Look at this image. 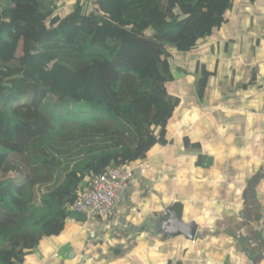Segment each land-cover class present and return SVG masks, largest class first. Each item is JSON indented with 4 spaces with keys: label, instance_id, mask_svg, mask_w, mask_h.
Wrapping results in <instances>:
<instances>
[{
    "label": "trees",
    "instance_id": "1",
    "mask_svg": "<svg viewBox=\"0 0 264 264\" xmlns=\"http://www.w3.org/2000/svg\"><path fill=\"white\" fill-rule=\"evenodd\" d=\"M83 1L60 16L66 0H0V264L59 237L93 178L167 142L170 53L236 2Z\"/></svg>",
    "mask_w": 264,
    "mask_h": 264
},
{
    "label": "crops",
    "instance_id": "2",
    "mask_svg": "<svg viewBox=\"0 0 264 264\" xmlns=\"http://www.w3.org/2000/svg\"><path fill=\"white\" fill-rule=\"evenodd\" d=\"M170 54L167 142L112 216L74 215L21 264H264V0H236L197 50ZM168 212L194 241L164 235Z\"/></svg>",
    "mask_w": 264,
    "mask_h": 264
},
{
    "label": "built area",
    "instance_id": "3",
    "mask_svg": "<svg viewBox=\"0 0 264 264\" xmlns=\"http://www.w3.org/2000/svg\"><path fill=\"white\" fill-rule=\"evenodd\" d=\"M137 168L144 172L142 166L107 168L102 175L93 178L85 187L72 206L73 212L85 218L86 222L93 218L112 216L129 190ZM96 238L95 232H89L90 240Z\"/></svg>",
    "mask_w": 264,
    "mask_h": 264
},
{
    "label": "water",
    "instance_id": "4",
    "mask_svg": "<svg viewBox=\"0 0 264 264\" xmlns=\"http://www.w3.org/2000/svg\"><path fill=\"white\" fill-rule=\"evenodd\" d=\"M163 219L166 223V226H168V228H165L163 231L166 237L184 236L189 241L195 240L198 227L194 222L188 224L184 223L181 218L172 212L164 214Z\"/></svg>",
    "mask_w": 264,
    "mask_h": 264
},
{
    "label": "rangeland",
    "instance_id": "5",
    "mask_svg": "<svg viewBox=\"0 0 264 264\" xmlns=\"http://www.w3.org/2000/svg\"><path fill=\"white\" fill-rule=\"evenodd\" d=\"M66 6L64 7V9L60 12V16H65V14L67 12H70L72 11L73 9V3H74V0H66ZM84 3H86V0L83 1ZM116 5L119 6V3L116 2ZM177 11H181L179 10L180 8L178 6L175 7ZM49 240V239H47Z\"/></svg>",
    "mask_w": 264,
    "mask_h": 264
}]
</instances>
